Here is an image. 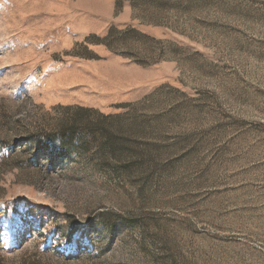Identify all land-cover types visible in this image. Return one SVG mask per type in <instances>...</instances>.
Masks as SVG:
<instances>
[{
    "label": "rangeland",
    "instance_id": "obj_1",
    "mask_svg": "<svg viewBox=\"0 0 264 264\" xmlns=\"http://www.w3.org/2000/svg\"><path fill=\"white\" fill-rule=\"evenodd\" d=\"M0 264H264V0H0Z\"/></svg>",
    "mask_w": 264,
    "mask_h": 264
}]
</instances>
